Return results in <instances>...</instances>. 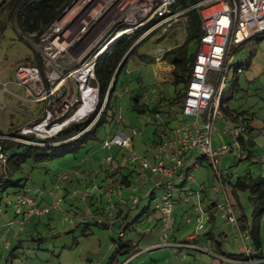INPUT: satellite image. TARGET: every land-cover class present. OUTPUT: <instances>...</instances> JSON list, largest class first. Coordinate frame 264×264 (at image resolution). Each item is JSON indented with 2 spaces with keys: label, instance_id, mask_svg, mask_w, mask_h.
Returning <instances> with one entry per match:
<instances>
[{
  "label": "built area",
  "instance_id": "obj_1",
  "mask_svg": "<svg viewBox=\"0 0 264 264\" xmlns=\"http://www.w3.org/2000/svg\"><path fill=\"white\" fill-rule=\"evenodd\" d=\"M183 1L186 0H74L66 8L65 14L54 21L36 40L39 54L43 57V70L29 63H22L15 70L14 81L25 89L24 98L31 103L44 102L45 106L44 112L38 118L28 114V123L18 135L8 139L38 146L44 143L34 142L27 137L50 140L71 123H80L92 117L98 110L99 102V87L92 84L96 75L94 67L96 61L113 47L118 37L132 36L137 30L149 26L143 35L146 37L160 25L171 24L179 17L186 22L187 12L192 9L199 10L202 14L203 38L191 73L187 96L182 104L183 121L168 131L163 112L150 115L151 120L157 124L159 134V142L154 143L155 151L151 158L132 149L133 136H129L124 130L114 131L101 148L105 152L114 147L127 150L120 159L128 164L132 182H122V172L125 170L119 169L114 153L106 154L100 159L99 167L84 175L93 179V186H87L83 191L81 202L92 199V202H101L99 207L88 204L86 211H72L65 221L77 225L98 223L112 232L118 223L124 222L125 216L139 210L144 200L151 207L155 200V209L161 218V238L157 248L195 249V240L202 236L200 232L204 231L206 222L210 223L213 218H224L232 229L229 235L240 247L239 253L243 257L219 259L231 264H264V256L259 255L252 234L241 227L238 208L230 201L227 187L222 184L229 176L227 169L222 167L223 159L233 155L235 159L244 160L247 156L243 144L250 137L246 125L240 120L227 117L221 104L230 80L235 51H240L246 42L264 35V0H189L191 5L186 9L181 11L174 8ZM94 33L97 35L89 41ZM68 51L79 58L80 64L75 71L60 69L63 54ZM242 72L243 69L240 68L235 74L239 76ZM10 91L8 85H5L4 93ZM72 91L73 96H78V99L70 96ZM86 92L97 95V101L93 105L87 100ZM155 97L151 102H157L158 97ZM103 111L102 108L98 116ZM119 120L120 118H116L118 123ZM221 124L225 125L222 132L231 140L215 147V131ZM138 133L137 128L132 130V135L136 136ZM89 157L90 155L83 158L82 162L86 164ZM0 158L3 165L6 164L7 157L2 153L1 147ZM206 159L214 166L223 188L213 187L211 190L205 185L196 184L193 170ZM74 172L57 174L58 182L52 191H34L27 186L23 192L9 195L6 206L9 210H15V214L10 221L4 223L6 226L0 227L5 228L2 238L6 247L12 246L9 235L25 233L34 218L40 219L60 209L59 203L62 199H56V190L63 183L71 182ZM79 173L75 172V176ZM180 186L186 190L182 200L191 207L190 211L195 209L198 224L194 235L187 241L178 242L170 239L175 232V193ZM158 189L163 191L161 196ZM139 190L145 194H138ZM222 193L226 202L221 198ZM207 195L210 207L206 208L204 197ZM51 199L52 202H49ZM95 209L98 210L97 213ZM190 211L189 223L193 221ZM4 212L0 209V216ZM125 229L119 228V238H126ZM210 252L211 250L208 253ZM129 263L130 260L127 259L123 264ZM98 264L105 263L100 260Z\"/></svg>",
  "mask_w": 264,
  "mask_h": 264
},
{
  "label": "rangeland",
  "instance_id": "obj_2",
  "mask_svg": "<svg viewBox=\"0 0 264 264\" xmlns=\"http://www.w3.org/2000/svg\"><path fill=\"white\" fill-rule=\"evenodd\" d=\"M186 31L187 22L180 17L171 24L164 23L160 25L156 30L150 32L148 41L139 47L138 53L133 56V59L129 60L126 73L119 78L120 83L118 88H116V95L112 102L117 112L116 118L117 120L120 118V123L115 120L107 122L104 127L97 130L94 139L90 140L78 152H69L67 155L53 157V159L39 161V163H35L33 159L28 160L22 166L21 171H17L10 176V179L22 181V185L28 184L34 191L45 189L49 192L55 188L58 182L57 174H66L71 171H75L78 174L80 172L77 176H75V172L72 173L74 174L71 175L72 181L63 183L62 187L56 190V199H62L59 203L60 209H56L50 215L40 218V222L37 225L34 222L33 225L28 226L25 233L19 234V237H22V244L18 245L17 240H13L15 239L13 238L11 248L6 247L5 240L2 238V232L5 231V228L0 229V231L3 230L0 233V264H98L100 260L104 261L105 264H109V259L116 249L113 246L114 237L119 239L120 224L118 223L111 232L104 225H93L92 228L85 229V225L71 224L66 222L65 219L69 217L72 211L83 213L89 208L88 204L94 207L98 205L99 207L101 202H92V199L81 202L83 191L87 189V186H93V179H89L84 175L87 171L93 172L95 168L99 167L100 159L104 158L106 154L114 153L119 159V169L125 170L124 172L130 171L128 164L120 159L121 155L127 152L125 148L114 147L108 152L101 148L102 144L108 140L114 131L124 130L129 136H133L131 146L138 153L144 154L148 158L154 155L155 148L153 147L155 139L158 137V134H155V130L158 129L157 124L151 120V111L142 113L133 110L132 107L135 100L131 96L135 91L141 92L143 94L142 101H140L141 106L146 104H150V107L156 105L159 107L158 109L162 110L166 109V105H170L169 102L176 101L177 96L183 93L181 87L174 85L172 75L174 67L169 62L168 57H166V53L185 43L187 38ZM96 35L97 33L91 34L89 41L95 38ZM27 40L32 48L33 55L36 56L35 63H29L34 66L38 63L37 54H39V48L36 45V40H29L28 38ZM70 53L71 51H68V53L63 54L60 69L66 68L67 71L77 70L80 64L79 58L74 57ZM235 55V62H245L244 70L238 76L235 74V66L232 67L229 74L230 80L224 92V104L229 113H244L245 116L251 118L252 131L254 132L249 143L251 144L252 140H254L256 145H253L254 156L246 161H241L237 164L238 159L233 158V155L231 158L225 157L223 159L222 167L227 169L229 176L222 184L227 187L228 197L233 204H236L237 201L232 187L229 185L230 181L235 184L241 176L243 178L249 177V179H258L264 176V35L243 44L240 51H235ZM233 79L238 80L234 81ZM235 82L237 83L235 84ZM92 84L96 86L94 81ZM232 84H235L234 88H230ZM73 95L74 92L72 91L70 96L73 99L79 98ZM154 97L157 102H151ZM98 103H100V95ZM29 104L27 107L29 114L34 118L42 115L45 106L44 102ZM172 106L175 111H180L181 109L179 102L172 104ZM142 107L144 109L147 108L145 106ZM179 124L180 120L177 119L173 122L172 127L175 128ZM135 128L139 131L136 136L132 135V130ZM169 129L167 128L168 131ZM0 137H4V135ZM10 137L5 136L4 139ZM227 138L231 140L228 136ZM93 154H95L94 157H91ZM88 155H90V159L85 164L82 160ZM193 175L196 177V184L205 185L211 190L213 187L223 188L210 160L206 159V161L195 168ZM98 179L101 181V178ZM186 188H189V185H186ZM16 189H19V187L13 186L7 190L4 188L0 189V209L5 211L0 216V227L6 226L4 221L1 222L6 217H14L15 210L7 209L6 203L10 197L9 195L13 194ZM76 190H78L77 194L75 193ZM211 190L209 191L210 193L212 192ZM138 194L144 195L145 192L139 190ZM158 194L161 196L163 191L158 189ZM250 194V192L239 191L238 196L244 207L245 214H247L249 220H252L254 204ZM223 195L222 193L221 198L226 202ZM52 200L49 202H52ZM147 203L148 201L144 200L139 210L131 213L132 219H136L147 209ZM95 211V213L98 212L97 209ZM237 212L239 213V208ZM158 214L159 212L155 210V200H153L152 207L149 208L147 213L143 214V220H140L135 226L125 229L127 233L125 240L132 239L137 244V247L131 253L134 255H118L117 261L120 264L126 262L127 259L130 260L129 264H231L225 263L219 258L200 253V249L203 251L212 249L217 256H226L219 252L216 242L222 243V253L237 254L240 252V247L233 242L232 237L230 238V235L227 237L226 233L221 234L218 229L215 230L217 237H215V240H206L204 236L212 230L209 222H206L204 231L200 232L202 237L195 241V244H197L195 249H189L188 247L182 249L175 247L157 248L161 238L160 227H158ZM188 219V217L180 216L179 223L182 222L183 226L171 237L170 241H187L190 236L196 233L198 224L196 214L192 216L193 221L191 223L188 222ZM149 220L155 221L154 228H151V224L147 223ZM221 224L220 222L218 227ZM260 228L261 239L264 241V218ZM175 236H177L176 239ZM147 246H151V248ZM12 251H15L16 254L15 257L10 259ZM140 251L142 253L135 256V253Z\"/></svg>",
  "mask_w": 264,
  "mask_h": 264
},
{
  "label": "trees",
  "instance_id": "obj_3",
  "mask_svg": "<svg viewBox=\"0 0 264 264\" xmlns=\"http://www.w3.org/2000/svg\"><path fill=\"white\" fill-rule=\"evenodd\" d=\"M13 1V0H12ZM74 0H14L13 3H16V7L14 9L15 14V24L23 37L28 38L29 40H37L40 35H43L48 27L54 22L57 21L62 12L70 7ZM191 5V1L186 0L183 2L177 3L174 7L177 10H184L186 7ZM187 31H186V41L184 44H181L179 47L174 48L166 53V57H168L169 62L173 65V78L174 85L177 87H181L183 89V93L177 96L176 101L169 102L168 109H158L159 107L156 105L150 104L142 105L147 107L144 109L140 105V101H142V93H134L135 103L133 105V110L146 113L147 111H151L150 115L157 113H164L165 120L167 124V128L173 129L172 124L177 119L183 121V101L187 96V89L191 82V73L194 69L195 59L199 53V46L202 42L203 38V22H202V14L199 10L192 9L187 12ZM156 22V21H155ZM149 26H145L143 29H139L132 34V36L122 35L118 37L117 42L110 47L109 51L106 52L105 56L101 57L96 61L95 64V79L94 83L99 87V95H100V103H98L97 111L93 114L92 117L86 119L80 123H71L66 129L58 133L50 140H41L36 139L32 136H28V139L33 140L34 142H42L44 144L33 145L31 143H22L14 139H4V137H0V147L3 154H6L7 162L4 164L5 174L0 178V189H9L13 186L19 187L16 189L14 193L23 192L28 184L22 185V181L10 179L12 174L17 171L22 170V166L28 161L33 159L35 163H39V161L50 160L53 157H59L67 155L69 152H78L79 149L84 147L90 140L94 139V136L100 128L104 127L107 122L116 121L117 112L115 111L112 102L115 98L116 88H118L120 83V76L127 71V64L129 60L133 59V56L138 53L139 47L143 46V44L148 41V37L150 35L147 34L146 37L142 38L145 34V31ZM139 41V43L135 46V44ZM134 46V47H133ZM133 47V48H132ZM127 58V59H126ZM38 63L36 64L43 70V57L40 54H37ZM126 59V60H125ZM125 60L122 67L120 68L121 62ZM233 66H235L236 70L242 68L244 70L245 62H235L233 61ZM35 65V66H36ZM120 68V69H119ZM235 70V73H236ZM234 80V79H233ZM238 79H235L236 81ZM237 82H235L236 84ZM235 84H232L230 88H234ZM163 100V99H162ZM161 100V101H162ZM160 101V102H161ZM179 102L180 111L174 110L172 104H176ZM224 113L227 117L233 118L235 120H240L246 125L249 137L251 139L252 124L251 118L244 115V113H229L228 109L224 104V96L221 101ZM104 109L102 114L98 116L100 110ZM165 110V112H164ZM112 111V112H111ZM181 113V114H180ZM96 116L98 118L95 120ZM19 132H14L10 136L18 135ZM155 134H158V129L155 130ZM4 132L0 130V136H3ZM159 135V134H158ZM248 142L244 145L246 151V158L244 160L238 159V163L241 161H246L249 158L254 156V146L256 145L253 142ZM159 142V138L155 139V143ZM59 143V144H54ZM249 144V145H247ZM119 162V159H117ZM126 167V166H125ZM121 169V168H120ZM117 173V172H115ZM132 173L122 172V182L130 183L132 182L130 177ZM132 178V177H131ZM229 185L232 187L233 194L235 195V199L237 203L235 206L239 208V219L241 227L245 230L249 231L252 234V240L255 245L258 247L259 255H262L261 250H263V241L261 239V222L264 218V176L256 179V178H243L242 176L238 178L235 184L229 182ZM180 189L184 192L186 191L183 186H180ZM239 191L242 192H250L251 198L253 200L254 208L252 211L253 219L249 220L247 214L244 212V207L239 201ZM155 195V194H154ZM153 195V196H154ZM151 206L148 205L147 210H149ZM156 210V209H155ZM157 211V210H156ZM216 218H213L211 223H213ZM161 221V219H160ZM139 222V218L130 220L126 216L124 218V222L120 224L119 228H130L131 226H135ZM86 226L85 229L92 228L93 225L98 226L101 224L96 223H87L84 224ZM83 224H78V226H84ZM175 235V232L173 236ZM202 237V236H201ZM199 237V238H201ZM197 238V239H199ZM204 238L206 240L214 239L215 237L212 235V232L207 233ZM197 239L195 241H197ZM217 243V249L219 252H222V243ZM21 242L18 244L20 245ZM114 247H116L114 254L109 259V264H120L118 260V255H126L131 254L135 251L137 246L133 245V242L130 239L119 238L116 239L114 237ZM137 252L135 254H139ZM16 252L12 251L10 254V259L15 257ZM226 254V253H224ZM223 254V255H224ZM229 257H240L243 256L239 253L237 255H231ZM123 264V263H122Z\"/></svg>",
  "mask_w": 264,
  "mask_h": 264
},
{
  "label": "crops",
  "instance_id": "obj_4",
  "mask_svg": "<svg viewBox=\"0 0 264 264\" xmlns=\"http://www.w3.org/2000/svg\"><path fill=\"white\" fill-rule=\"evenodd\" d=\"M14 1V0H13ZM12 0H0V32H1V37H0V130L4 132V136H10L14 132H19L25 124L28 123V114L29 111L27 109L28 105H30L28 100H26L24 97L25 95V89L19 87L15 81V73H16V68L21 65L22 63H35V57L32 52V48L29 46V42L27 38L23 37L21 30H19L15 24V14H14V9L16 7V3L14 4ZM5 85H8L10 88L9 93H4L5 92ZM137 92V91H135ZM134 92V93H135ZM131 96L133 98L134 96ZM141 93V92H140ZM143 95V94H142ZM166 109H168V105H166ZM165 108V107H164ZM225 125L221 124L219 128L215 131V141H213V146L217 147L220 143H228L229 139L227 138V135L222 132V128H224ZM253 135V133L251 134ZM255 136V134H254ZM255 143V142H254ZM95 154H93L92 157H94ZM227 158H231V155L225 156ZM97 160V159H96ZM176 197H175V203H177V208L178 210L175 211L174 217L176 220V225H175V234L177 231L181 229L183 226L182 222L179 223L180 216L187 218L189 216V211L191 207L188 206V204L184 203L182 200V197H184L185 192L180 189L176 191ZM208 196L204 197V204L205 207L207 208L208 206L210 207V202H208ZM207 203V205H206ZM180 211V212H178ZM148 210L146 209L144 212H142L139 217V221L143 220L142 216L144 213H147ZM191 212V216L196 214L195 209H193ZM132 213V212H131ZM131 213L127 215L128 219L133 220L131 217ZM11 217H6L4 220L1 222H6L9 221ZM126 217V216H125ZM158 227L161 226V221H160V215L158 214ZM189 218V217H188ZM124 219V218H123ZM124 221V220H123ZM34 222L36 225L40 222V219H33L31 222L33 225ZM154 220H149L147 223L151 224V228L154 225ZM222 223L220 227H218L219 223ZM123 223V222H121ZM139 223V222H138ZM211 229L209 232H212V235L216 237V231L215 230H220L221 234L226 233L227 237L231 233L232 229L229 226L228 222L224 218H218L216 219L213 223H211ZM154 228V227H153ZM159 229V228H158ZM3 231V230H1ZM0 231V233H1ZM10 240L12 241L13 245V240H17L18 243L21 242L22 244V237H19V235L11 234L9 235ZM15 238V239H13ZM177 236H175V239ZM217 238V237H216ZM231 238V237H230ZM13 239V240H12ZM132 242L133 240L130 239ZM133 245L137 246L135 242H133ZM197 245V244H196ZM148 248H151V246H147ZM154 247V246H152ZM209 250H201L200 253L203 255H208V256H213L216 257L217 259L222 256H218L217 254L213 253L214 251L212 249ZM216 250V249H215ZM263 250H264V241H263ZM263 250H261L262 255H264ZM208 251V252H207ZM223 252V248H222ZM220 252L222 255L224 253ZM229 253H226L224 257L230 258L228 255ZM239 254V253H238ZM231 255H237V254H231ZM232 259H238L240 257H231ZM225 263H230L225 261Z\"/></svg>",
  "mask_w": 264,
  "mask_h": 264
},
{
  "label": "water",
  "instance_id": "obj_5",
  "mask_svg": "<svg viewBox=\"0 0 264 264\" xmlns=\"http://www.w3.org/2000/svg\"><path fill=\"white\" fill-rule=\"evenodd\" d=\"M68 9V8H67ZM67 9L63 12V15L65 14V12L67 11ZM139 43V41L135 44V46L137 45ZM134 47V46H133ZM132 47V48H133ZM127 59V58H126ZM125 59V60H126ZM125 60H123L122 62H121V64H120V68L122 67V65H123V63L125 62ZM119 68V69H120ZM2 159L0 158V178L5 174V168H4V165H3V163H2Z\"/></svg>",
  "mask_w": 264,
  "mask_h": 264
},
{
  "label": "bare ground",
  "instance_id": "obj_6",
  "mask_svg": "<svg viewBox=\"0 0 264 264\" xmlns=\"http://www.w3.org/2000/svg\"><path fill=\"white\" fill-rule=\"evenodd\" d=\"M85 96L87 97V100L92 103V105H93V102H96V99H97L96 94H93V93L90 94L89 92H86Z\"/></svg>",
  "mask_w": 264,
  "mask_h": 264
}]
</instances>
